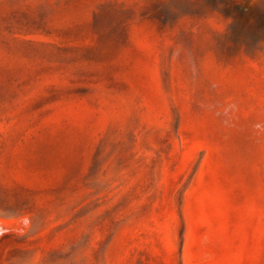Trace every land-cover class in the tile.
<instances>
[{
    "label": "rangeland",
    "instance_id": "374dc122",
    "mask_svg": "<svg viewBox=\"0 0 264 264\" xmlns=\"http://www.w3.org/2000/svg\"><path fill=\"white\" fill-rule=\"evenodd\" d=\"M0 264H264V0H0Z\"/></svg>",
    "mask_w": 264,
    "mask_h": 264
}]
</instances>
